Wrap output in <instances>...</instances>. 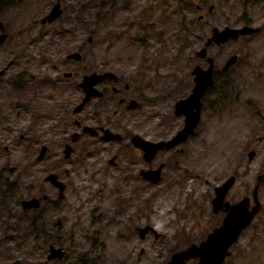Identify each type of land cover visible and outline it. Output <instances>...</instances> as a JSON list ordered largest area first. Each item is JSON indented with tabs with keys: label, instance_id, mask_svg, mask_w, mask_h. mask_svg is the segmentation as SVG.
<instances>
[{
	"label": "rangeland",
	"instance_id": "obj_1",
	"mask_svg": "<svg viewBox=\"0 0 264 264\" xmlns=\"http://www.w3.org/2000/svg\"><path fill=\"white\" fill-rule=\"evenodd\" d=\"M56 1H0L8 34L0 42V264H168L222 225L227 212H213L215 188L231 176L224 201L248 198L251 208L257 189L260 210L225 263L264 264V0H64L61 16L42 25ZM242 20L251 35L197 56L214 28H238ZM74 52L80 61L66 60ZM233 55L238 62L223 70ZM207 57L214 84L203 96L195 134L153 156L163 169L160 181L119 179L122 169L145 165L133 147L78 129L96 125L104 105L117 111L111 99L93 98L76 110L83 77L111 71L121 85L132 84L138 104L143 97L138 107L132 101L131 110L102 116L101 125L122 135L141 122L153 130L144 136L167 142L184 127L174 107L191 94L192 71L207 69ZM104 83L110 92L116 86ZM72 134L80 138L72 142ZM123 154L133 165L121 161ZM51 173L65 184L62 198L45 181ZM38 191L48 196L43 235L26 234L21 201ZM146 226L141 237L136 228ZM52 245L67 257L48 260Z\"/></svg>",
	"mask_w": 264,
	"mask_h": 264
},
{
	"label": "water",
	"instance_id": "obj_2",
	"mask_svg": "<svg viewBox=\"0 0 264 264\" xmlns=\"http://www.w3.org/2000/svg\"><path fill=\"white\" fill-rule=\"evenodd\" d=\"M212 9V7H211ZM197 10H200V6L197 5ZM62 14L60 9V4L57 3L51 9L50 13L41 20V24L51 23L58 19ZM202 15L198 16V19H201ZM2 28V23L0 22V29ZM254 32V29L250 26H243L238 28L225 27L222 30L214 28L212 30V35L207 39L206 47L215 43L216 45H223L230 41H236L241 36H248ZM6 36L2 34L0 36V41H4ZM92 38H89L91 41ZM203 47L196 54L198 57H205L207 55V48ZM81 59V54L79 52L72 53L67 56V60H76ZM238 59L237 55L230 57L223 70L230 69L233 65L236 64ZM207 61L210 63L207 69H202L200 67H195L192 71L194 76V87L191 94L184 100H181L175 104L174 110L176 116H184V127L169 141L167 142H150L143 140L139 136L133 137V142L143 148L145 151L144 157L150 160L156 154L157 151L171 148L177 144L185 142L190 136L195 134L196 127L200 122V110L202 107V99L206 94L207 90L214 84V75H213V60L207 58ZM70 73H65L64 77H70ZM109 78L115 79L113 73H92L83 77L80 87L83 90L85 97L83 104L80 105L76 110H81L84 103L89 101L94 95L98 92L95 89V85L102 79ZM84 133H90L95 135L96 130L90 127H85L83 130ZM79 134H72L70 139L72 142H76L79 138ZM104 140H120L118 134H113L110 131H105ZM72 148L70 145H66L64 150V158H69ZM47 152V147L43 146L40 150L38 160H42L45 157ZM254 155V152L249 154V159ZM150 175H153L150 178L151 180H159L160 170L148 171ZM143 174L147 172H142ZM148 175V174H147ZM46 182H49L52 186L58 189L60 198L63 197V192L65 189V184L59 180L58 175L55 173L48 174L45 179ZM235 182V177H229L221 186L215 188V198L213 199V212L217 213L220 210L227 212V216L223 220V223L220 227L214 229L210 233L205 241L199 245H191L185 250L179 251L171 257V260L168 264H185L190 260H197L191 264H226L225 260L230 255V247L238 240L240 233L248 227L256 214L260 210V205L257 201L256 190H254L253 199L255 201V206L250 208V203L248 198H244L238 203L230 205L225 202L224 199L228 190L233 186ZM47 196H44L43 199L47 200ZM41 200L38 198L25 199L21 202V206L24 210L36 209L40 206ZM150 227L146 226L142 229H138L139 235L144 236L145 233L149 231ZM62 249L50 247L49 259L61 258Z\"/></svg>",
	"mask_w": 264,
	"mask_h": 264
},
{
	"label": "flooded vegetation",
	"instance_id": "obj_3",
	"mask_svg": "<svg viewBox=\"0 0 264 264\" xmlns=\"http://www.w3.org/2000/svg\"><path fill=\"white\" fill-rule=\"evenodd\" d=\"M1 2H4V3H7V2H11L12 0H0ZM63 1L64 0H57L56 2H55V4L54 5H56L57 3H59L60 4V9L62 10V12H63ZM200 6V5H199ZM54 7V6H53ZM52 7V8H53ZM61 16V15H60ZM45 18V17H44ZM43 19V18H42ZM41 19V20H42ZM41 20H40V23H41ZM57 20V19H56ZM243 21V25L242 26H240V27H243V26H248L249 25V22L247 21V20H242ZM0 22L2 23V28L0 29V36L2 35V34H4L5 36H6V38H7V36H8V34H7V27H6V25H5V23L2 21V19H1V15H0ZM54 22V21H53ZM52 23V22H51ZM47 24V23H46ZM42 25H44V24H42ZM233 28H237V27H233ZM249 36V35H248ZM243 37H246V36H241L240 38H243ZM239 38V39H240ZM238 39V40H239ZM237 41V40H236ZM0 42H2V41H0ZM206 42H207V40H206ZM206 42H205V44H204V46L203 47H206ZM211 46H217V47H220V45H216L215 43H213L212 45H210V46H208V47H206L207 48V50H208V48L209 47H211ZM202 47V48H203ZM201 48V49H202ZM203 58H205V57H203ZM207 58H210V57H207ZM207 58L206 59H204L205 60V62H207V63H209L208 61H207ZM237 62H238V59H237ZM236 62V63H237ZM213 63H214V61H213ZM209 65H210V63H209ZM209 65H208V67H209ZM199 67V66H198ZM207 67V68H208ZM201 68V67H200ZM203 69V68H202ZM108 72H111V71H105V73H108ZM92 73H94V72H91V73H89V74H92ZM70 74H71V77H72V73L70 72ZM101 74V73H100ZM103 74H104V72H103ZM213 75H214V64H213ZM114 81L115 83H116V86H114V87H112L111 86V92H110V90H109V86H108V83H104L105 81ZM132 80H135V79H130V82L132 81ZM121 83H122V78H120V79H116V80H113V79H109V78H105V79H102V80H100L99 82H97L96 83V85H95V89L97 90V94L96 95H94L92 98L93 99H98V100H102V99H111L110 100V102H109V105H113V106H115L116 108H117V111H115V113L112 111V109L108 106V105H104V106H102L101 108H102V112H100L101 114H98V116H99V120H97L96 121V125H94V126H91V125H86V126H91V127H94V128H96L97 129V131L95 132V135L97 136V133L99 134V136H101L105 131H110V132H112L113 134H114V131H113V129L114 128H112V127H110L109 129L107 128V127H105V126H103V125H101L102 123H103V118H102V116H104L105 118H107V117H109V115L111 114V113H114L115 115H117L118 113H120V112H123V110H131L129 107H130V102H132V101H134L135 102V104L137 105V107L138 106H140V103L142 104L143 103V100H142V96H138V101L140 102L139 104H138V102L136 101V99L135 98H137V96L135 95V89H132V84H130V83H125V84H122L121 85ZM78 88L81 90V91H83L80 87H79V85H78ZM112 92L114 93V96L112 95ZM84 93V92H83ZM85 95V94H84ZM189 96V95H188ZM187 96V97H188ZM85 96H83V98H84ZM91 98V99H92ZM146 99V98H145ZM149 101V100H148ZM137 102V103H136ZM100 108V109H101ZM94 118H96V117H94ZM114 118V117H113ZM115 119V118H114ZM145 120H147V119H145ZM80 122V121H79ZM77 123V122H76ZM81 123V122H80ZM78 125L77 126H80L79 125V123H77ZM144 123H141V122H139L138 123V125L134 128L135 129V133H132V132H130V131H128L127 130V132H125V134H120L119 132H116L115 134H117V133H119L120 135V140H105V141H111V143L112 142H117L118 141V143L119 144H122L121 145V147L123 148V149H126L127 147H130V149L133 147L135 150H136V155H137V157L141 160V162H140V164H143V165H145V166H143V167H141V168H139V170H138V168L137 167H134V166H132V167H129V169H128V171H125L124 169H122L121 171H120V175H119V179H120V177H121V179L123 180V181H137L138 182V180H140V178H142L144 181H153V180H151L150 178L148 179V178H146L147 176L148 177H151V176H153V175H150V173L148 172V171H156V170H160V173H159V180L158 181H160V179H161V177H162V171H163V169H161L160 167H156L155 165H154V159H155V157L154 158H151L150 160H148L147 158H145L144 157V153H145V151L143 150V148L142 147H140V146H137L134 142H133V137L134 136H139L140 138H142L143 140H146V141H150V142H156V141H153L150 137H148V136H144L143 135V133L144 134H147V133H151V132H153V130L152 129H150V131H149V126L148 127H146V126H144L143 125ZM85 126V127H86ZM78 128V127H77ZM81 132L84 130V126H80L79 128H78ZM95 129V130H96ZM126 131V130H125ZM177 132H179V131H177ZM84 133V132H83ZM86 134H90V133H86ZM91 135V134H90ZM93 136V135H92ZM92 136H90V137H92ZM99 136H97L98 138H99ZM104 136V135H103ZM103 136H102V138H103ZM97 137H94V138H97ZM80 138V137H79ZM171 140V139H170ZM148 160V161H147ZM121 161L122 162H133V161H131V157L128 155V154H123L122 155V157H121ZM132 165H133V163H132ZM157 168V169H156ZM119 169H120V167H119ZM14 169H10V172H12ZM124 171H125V173H124ZM136 171H138L137 172V174H136ZM142 172H147V173H145V174H143ZM133 173H135V174H133ZM148 174V175H147ZM235 177V176H234ZM121 182V181H120ZM225 182V181H224ZM223 182V183H224ZM222 183V184H223ZM42 196L41 198L39 197V196ZM45 195H43V193L41 192V191H38L37 192V194L35 195V197L33 196V197H30V198H38V199H40L41 200V203H40V206L38 207V208H36V209H29V210H24L23 208V211H24V213H25V215H26V217L29 219V221H30V223L32 224V225H34V226H36L37 228H41V226H42V221H43V219H41V216H40V212H41V210H42V208H43V206L48 202L47 200H48V198H47V200H44L43 199V197H44ZM48 197V196H47ZM60 197V196H59ZM30 198H27V199H30ZM22 202V201H21ZM226 202V201H225ZM228 203V202H227ZM59 223H60V221H59ZM216 229V228H215ZM136 230H138V228H136ZM50 247H53V245L52 246H50ZM50 247H49V254H50ZM60 249H62V257L61 258H55V259H49L48 258V260H56V259H64L65 257H67V251H65L63 248H61V247H59ZM49 254H48V256H49ZM89 262V261H88ZM85 259H78L74 264H90V262L88 263ZM193 263V262H192Z\"/></svg>",
	"mask_w": 264,
	"mask_h": 264
},
{
	"label": "trees",
	"instance_id": "obj_4",
	"mask_svg": "<svg viewBox=\"0 0 264 264\" xmlns=\"http://www.w3.org/2000/svg\"><path fill=\"white\" fill-rule=\"evenodd\" d=\"M10 183V182H9ZM11 184V183H10ZM5 188H10L8 186L5 185ZM14 188H15V184H14ZM5 192H8L7 190ZM24 213V211H23ZM25 214V213H24ZM40 229L41 228H37L36 226L32 225L29 221V219H27V222H26V227H25V232L27 234L28 231L30 232H33L34 235L37 234V235H43V233L40 232ZM21 234H24V233H21Z\"/></svg>",
	"mask_w": 264,
	"mask_h": 264
}]
</instances>
